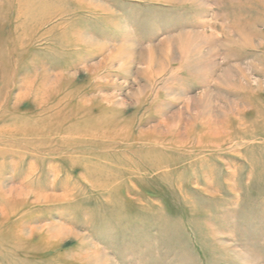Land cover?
I'll list each match as a JSON object with an SVG mask.
<instances>
[{"label": "rangeland", "instance_id": "obj_1", "mask_svg": "<svg viewBox=\"0 0 264 264\" xmlns=\"http://www.w3.org/2000/svg\"><path fill=\"white\" fill-rule=\"evenodd\" d=\"M0 264H264V0H0Z\"/></svg>", "mask_w": 264, "mask_h": 264}, {"label": "bare ground", "instance_id": "obj_2", "mask_svg": "<svg viewBox=\"0 0 264 264\" xmlns=\"http://www.w3.org/2000/svg\"><path fill=\"white\" fill-rule=\"evenodd\" d=\"M15 190V189H14Z\"/></svg>", "mask_w": 264, "mask_h": 264}]
</instances>
